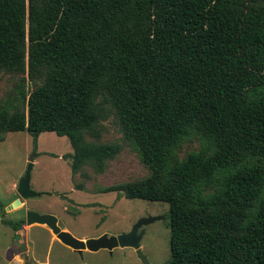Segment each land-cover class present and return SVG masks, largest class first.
I'll return each instance as SVG.
<instances>
[{
    "label": "trees",
    "instance_id": "trees-1",
    "mask_svg": "<svg viewBox=\"0 0 264 264\" xmlns=\"http://www.w3.org/2000/svg\"><path fill=\"white\" fill-rule=\"evenodd\" d=\"M26 68L44 80L0 133L66 136L73 173L102 171L121 149L84 138L103 84L150 174L101 191L168 204V264H264V0H0V71ZM190 128L211 147L180 159Z\"/></svg>",
    "mask_w": 264,
    "mask_h": 264
},
{
    "label": "rangeland",
    "instance_id": "rangeland-1",
    "mask_svg": "<svg viewBox=\"0 0 264 264\" xmlns=\"http://www.w3.org/2000/svg\"><path fill=\"white\" fill-rule=\"evenodd\" d=\"M249 1V0H247ZM44 80V73L29 75L24 72L0 71V105L12 112L27 109L30 92ZM92 110L96 120L87 129L84 138L91 143H118L120 151L107 160L99 171L87 162L73 173L70 159L63 154L72 151L69 139L52 131L38 135L36 146L31 135L23 131L0 133V201L5 216L17 219L27 209L57 216L63 229L78 238L86 239L102 233L108 235L128 231L137 219L162 215L163 219L145 225L140 248L152 264H168L170 258L168 204L140 198H126L123 192H102L101 188L114 183L135 181L149 176L137 146L127 139L111 95L103 84L97 87ZM95 133L98 136H95ZM210 144L196 130L190 128L178 147L180 159L190 152L210 150ZM35 153L31 169L30 187L42 192L40 196L21 199L22 204L11 209L8 205L18 197L16 187L24 173L28 158ZM53 154V155H52ZM82 184V187H77ZM212 192L213 187L205 188ZM62 194V195H61ZM261 198H264V189ZM22 240V241H21ZM29 257L24 263L23 254ZM0 264H142L132 247H114L111 251L83 250L80 254L60 243L43 224H24L22 239L1 222L0 211Z\"/></svg>",
    "mask_w": 264,
    "mask_h": 264
},
{
    "label": "water",
    "instance_id": "water-1",
    "mask_svg": "<svg viewBox=\"0 0 264 264\" xmlns=\"http://www.w3.org/2000/svg\"><path fill=\"white\" fill-rule=\"evenodd\" d=\"M35 153L31 154L28 158L27 166L20 177L16 191L18 197L11 202L6 209H11L15 206L22 204L21 199H27L35 196H40L42 192L33 190L30 187L31 169L33 166V158ZM163 219L162 215H151L141 217L131 226V228L119 234L108 235L102 233L97 237H89L80 239L75 237L67 230H62L58 223V218L51 213H40L36 210L27 209L25 211V224H43L46 225L53 234L64 244L72 249L81 252L82 250L97 251L99 249H107L111 251L114 247H132L142 262V264H152L148 261L147 257L143 254L140 248V240L144 233V226L155 220Z\"/></svg>",
    "mask_w": 264,
    "mask_h": 264
},
{
    "label": "flooded vegetation",
    "instance_id": "flooded-vegetation-1",
    "mask_svg": "<svg viewBox=\"0 0 264 264\" xmlns=\"http://www.w3.org/2000/svg\"><path fill=\"white\" fill-rule=\"evenodd\" d=\"M24 217V223L21 225V227L20 228H17V229H14V228H11L10 226H8L9 228H11V230L18 236V234H19V236H20V238L22 239V234H23V228H24V224H25V216H23ZM20 218V217H19ZM19 218H17V219H19ZM12 219H14V218H12ZM58 223H59V226H60V228L62 229V230H67V229H63L62 227H61V225H60V222H59V220H58ZM48 228V227H47ZM49 229V228H48ZM67 231H69V230H67ZM70 232V231H69ZM51 233H52V231H51ZM71 233V232H70ZM53 234V233H52ZM71 234H73V233H71ZM54 236H55V234H53ZM74 235V234H73ZM101 235V234H100ZM75 236V235H74ZM99 236V235H98ZM56 237V236H55ZM76 237V236H75ZM90 237H93V236H90ZM94 237H97V236H94ZM57 238V237H56ZM78 238V237H77ZM87 238H89V237H87ZM58 239V238H57ZM80 239H83V238H80ZM59 240V239H58ZM22 241V240H21ZM59 242L60 243H62L60 240H59ZM62 244H64V243H62ZM65 246H67L66 244H64ZM69 247V246H68ZM71 248V247H70ZM72 250H74V249H72ZM105 250H107V249H105ZM74 251H76V250H74ZM83 251V250H82ZM81 251V252H82ZM78 254H80L81 252H79V251H76ZM23 256H24V263H25V261L26 260H28L29 259V257L27 256V254L26 253H24L23 254Z\"/></svg>",
    "mask_w": 264,
    "mask_h": 264
}]
</instances>
